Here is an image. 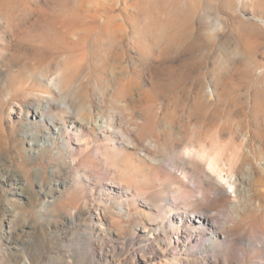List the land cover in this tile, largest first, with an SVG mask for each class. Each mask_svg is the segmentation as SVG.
<instances>
[{
  "label": "rangeland",
  "instance_id": "rangeland-1",
  "mask_svg": "<svg viewBox=\"0 0 264 264\" xmlns=\"http://www.w3.org/2000/svg\"><path fill=\"white\" fill-rule=\"evenodd\" d=\"M257 18L264 19V0L247 1L242 11L235 0H0V264H163L172 258L175 250L164 242L175 235L168 231L157 243L149 241L146 233L157 225L143 215L128 225L99 224L98 216L110 214L116 200L104 193L111 177L101 167L83 171L87 189L76 200L59 206L61 192L40 193L30 171L47 167V159L29 154L19 109L34 118L33 96H24L45 91L38 73L54 77L85 57V70L67 89L69 101L78 98L104 117L114 115L122 129L139 122L168 149L182 147L180 136L193 130L224 143L245 137L249 147L264 148V26ZM253 158L264 166L263 158ZM65 160L52 161L60 169L57 180L67 175ZM18 174L31 179L32 189L18 186ZM221 187L233 201L228 186ZM260 192L264 208V183ZM227 210L218 201L211 215L221 226L228 221L233 246L228 252L222 245L217 252L199 249L207 239L193 236L191 264H264L248 246L257 236L252 219L260 214L234 223L221 214ZM179 249L184 262L183 245Z\"/></svg>",
  "mask_w": 264,
  "mask_h": 264
},
{
  "label": "bare ground",
  "instance_id": "bare-ground-1",
  "mask_svg": "<svg viewBox=\"0 0 264 264\" xmlns=\"http://www.w3.org/2000/svg\"><path fill=\"white\" fill-rule=\"evenodd\" d=\"M247 1L250 0H235L237 10L242 11ZM256 20L264 26V19ZM84 58L70 65L65 72L56 71L54 77L39 76L38 73L36 78L44 84L45 91L39 93L34 90L24 96H33L31 106L34 118L28 115L29 110L19 109L20 121L24 122L21 134L29 142V154L35 161L47 159V167L37 166L30 171L40 193L54 197L49 195L61 192L57 199L59 206L71 202L78 193L87 189L84 170L90 167L105 169L111 180L107 182L104 193L115 196L116 200L110 214L102 219L98 216L99 224L104 226L105 220L106 225L111 227L128 225L131 220H140L137 215H143L148 222L157 225L152 232L146 233L150 236L149 241L157 243L160 235H166L168 231L174 234L173 239L167 238L164 242L167 250H175L174 256L163 264H191L190 258L196 255L191 254L190 249L193 236L203 235L207 239L202 240L197 247L199 249L217 252L216 247L222 245L226 250L224 252L230 250L236 240L234 230L228 227V221L221 226L219 217L211 215L218 201L226 202L228 210L221 214L233 218L234 223L257 211L260 215L251 222L257 236L251 237L248 246L260 252L264 260V208L260 205L264 166L259 167L255 161L249 160L252 155L256 161L259 157L264 159V148L261 145L249 147L251 141L245 137L241 143H224L213 135L202 138L197 130H193L188 138L180 136L179 139L185 138L182 139V147L168 149L154 136H147L146 127L142 129L139 122L124 130L117 124L114 115L104 117L100 109L78 98L69 101L67 89L72 80L85 70ZM116 96L117 89L113 90V100L119 102ZM211 96L213 90L207 93L209 99ZM21 102L27 103L26 100ZM139 120L143 118L138 116L136 121ZM147 129H153L151 124ZM64 157L67 175L65 179L57 180L55 178L60 169L52 161H62ZM20 176H16L18 186L32 189L31 179L26 175L23 178ZM50 178L53 181L47 185L46 181ZM221 186H228L233 201L228 200L226 193L223 194ZM150 189L155 193L149 192L152 191ZM92 201H95L93 197ZM97 201L99 205L100 200ZM51 203L46 202L48 208ZM132 205L135 212L131 209ZM146 228L142 227L144 233ZM182 233L187 236L182 238ZM219 236L223 237L222 242ZM181 245L186 253L184 262L180 260ZM155 246L163 250L159 245ZM209 259L216 261L217 257L210 256Z\"/></svg>",
  "mask_w": 264,
  "mask_h": 264
}]
</instances>
